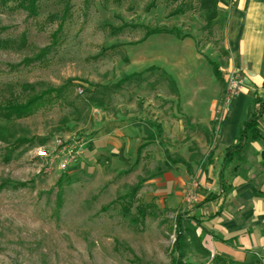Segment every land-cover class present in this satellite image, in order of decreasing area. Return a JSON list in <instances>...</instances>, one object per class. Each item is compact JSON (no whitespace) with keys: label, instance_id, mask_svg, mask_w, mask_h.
I'll list each match as a JSON object with an SVG mask.
<instances>
[{"label":"rangeland","instance_id":"obj_1","mask_svg":"<svg viewBox=\"0 0 264 264\" xmlns=\"http://www.w3.org/2000/svg\"><path fill=\"white\" fill-rule=\"evenodd\" d=\"M181 1L69 0L65 11V0H38L36 17L0 5V40L6 42L0 44V101L24 102L72 80L64 98L45 100L28 117L0 119V264H169L174 211L152 203L139 217L136 205L151 204L144 202L141 190L130 212L123 210L122 196L147 174L140 165L134 167V153L121 164L106 152L86 156L84 149L74 166L58 172L37 158L36 150L57 138L86 142L97 132L100 110H119L130 114L134 125L155 130L158 117L174 111V100L181 96L222 97L230 71L224 21L220 14L207 27L197 8L173 15ZM149 29L162 32L145 37ZM45 48L49 51L36 59ZM209 61L222 67L221 79ZM171 63L183 87L181 96L158 70L144 73V81L124 84L103 107L79 92L90 83L112 84L149 66L165 69ZM178 115L185 120L183 113ZM218 131L215 124L214 134ZM256 159L260 163L252 151L251 160Z\"/></svg>","mask_w":264,"mask_h":264},{"label":"crops","instance_id":"obj_2","mask_svg":"<svg viewBox=\"0 0 264 264\" xmlns=\"http://www.w3.org/2000/svg\"><path fill=\"white\" fill-rule=\"evenodd\" d=\"M218 17L226 27L228 69L242 76L240 92L224 113L218 133L214 134V113L222 106L225 88L218 100L186 99L171 63L159 68L178 82L181 97L174 100V111L158 117V131L134 125L131 115L119 110H100L97 132L84 144L85 155L106 152L125 163L126 154L134 153V167L140 165L147 172L137 182L144 202L174 211L175 217L184 214V261L219 264L215 257L237 262L257 257L264 264V196L258 191L264 182L261 142L246 143L243 161L223 162L225 148L234 143L240 125L250 116L252 100L264 97V0H218L214 24ZM148 132L154 134L153 140L147 139ZM250 151L258 154L260 163L251 160ZM193 179L200 183L199 201L186 209L184 195Z\"/></svg>","mask_w":264,"mask_h":264},{"label":"trees","instance_id":"obj_3","mask_svg":"<svg viewBox=\"0 0 264 264\" xmlns=\"http://www.w3.org/2000/svg\"><path fill=\"white\" fill-rule=\"evenodd\" d=\"M66 1L65 11L67 9V4L69 0ZM217 2L218 0H195V1H185L182 0L178 7L173 11V15L183 14L185 11L193 8H197L204 12L206 26L212 27L214 24V20L217 16ZM0 5L5 8L12 9H21L27 13L28 16L36 17L38 15V0H0ZM64 16V14H63ZM62 23L58 25V29L52 34V38L54 42L57 41L58 34L61 30ZM162 32L158 29H149L145 35L148 37L152 34H157ZM170 32V31H169ZM24 37L20 39V44H24ZM4 44L0 40V44ZM49 51L47 48L40 51V54L36 57L40 58L42 55L46 54ZM213 73L214 75L221 79V74L218 71L217 66L212 63ZM154 70H158L163 79L170 85L174 92L177 91L176 81L167 71L161 69L156 66H149L145 68L141 72H133L125 75L118 81L112 84H88L82 92L84 91L87 94V100L94 104L97 107H103L109 97H111V93L116 90L122 88L124 84L127 82L135 81L141 82L144 81V73L152 72ZM72 80H68L66 83L59 87H49L42 91L40 94H35L30 98L26 99L24 102L19 101L17 99H5L0 101V119L6 122H10L13 120L21 119L24 117H28L32 115L35 110L47 99H50L54 96L64 98L63 92L67 87V84L71 83ZM258 106V107H256ZM261 121L264 122V98L255 96L251 103V112L249 118L242 122L240 125L239 135L234 141V143L224 150L223 162L228 163L231 161H243V149L246 143L249 140H258L261 142L262 150H261V161L262 167H264V131L261 129ZM155 131H158L159 127L155 126ZM154 134L148 132L147 139L153 140ZM1 139V138H0ZM20 186H23L21 184ZM140 182L133 186L131 190L122 196L127 206L123 210L125 213H129V207L131 205V201L134 199L135 195L140 189ZM258 191L264 196V182L258 186ZM153 207V204H137L136 205V213L139 217L144 218L146 216L147 210ZM184 214H179L175 217L174 220V233L175 239L171 248V259L169 264H190L184 261L185 256V248H186V229L183 220ZM188 230V229H187ZM215 259L219 262V264H259V260L257 257H252L247 262H237V261H227L220 257H215Z\"/></svg>","mask_w":264,"mask_h":264},{"label":"built area","instance_id":"obj_4","mask_svg":"<svg viewBox=\"0 0 264 264\" xmlns=\"http://www.w3.org/2000/svg\"><path fill=\"white\" fill-rule=\"evenodd\" d=\"M242 87V76L238 70L232 69L225 76V90L222 98V106L215 110L214 122L220 128L224 113L231 101L238 95ZM79 92H82L79 89ZM84 139L79 137H66L55 139L48 147L36 150V156L42 159L49 169L65 172L74 166L82 157L84 152ZM200 183L193 179L190 181L185 195V208L189 209L199 201Z\"/></svg>","mask_w":264,"mask_h":264}]
</instances>
